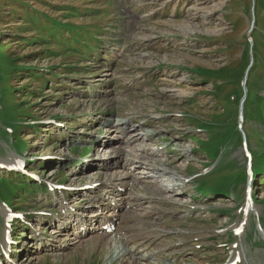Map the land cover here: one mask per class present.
Listing matches in <instances>:
<instances>
[{
    "label": "rangeland",
    "instance_id": "1",
    "mask_svg": "<svg viewBox=\"0 0 264 264\" xmlns=\"http://www.w3.org/2000/svg\"><path fill=\"white\" fill-rule=\"evenodd\" d=\"M255 1L0 0V157L6 163L20 154L28 169L24 176L0 169V198L31 221L12 226L15 263L3 257L4 264H134L118 257L126 246L112 233L110 245L102 246L52 235L64 206L83 214L93 192L104 195L102 183L115 172L100 164L123 162L129 152L181 178L170 181L173 196L153 190L144 174L136 176L149 181L138 183L122 168L116 174L118 181L132 180V192L161 199L153 209L143 203L120 210L140 233L164 230L149 249L162 250L156 262L223 264L239 241L249 255L242 264H264L255 216L264 225V203L256 204L247 234L229 239L243 200L225 195L229 182L246 172L245 140L257 172L258 156L264 157V0ZM127 119L135 133L150 138L102 150L103 135L118 134L110 124ZM216 153L215 172L199 179L201 195L190 177L211 170ZM260 177L253 188L264 202ZM48 181L73 189L53 191ZM95 181L98 187L83 191ZM189 194L196 195L195 209L182 212L178 205L176 214L168 212L178 196ZM94 214L105 217V208ZM36 231L47 240L59 235L55 243L66 248L35 250L30 236L41 237Z\"/></svg>",
    "mask_w": 264,
    "mask_h": 264
},
{
    "label": "bare ground",
    "instance_id": "2",
    "mask_svg": "<svg viewBox=\"0 0 264 264\" xmlns=\"http://www.w3.org/2000/svg\"><path fill=\"white\" fill-rule=\"evenodd\" d=\"M130 123L131 120L128 119L122 120L121 122L118 121L111 123L110 125L114 127L112 128L113 131L118 132V134H115V137H113L114 139L109 138L107 140L105 138L107 135H103L104 137L99 140V142L102 144L101 145V148H103L102 150L111 149L116 141L121 140L120 143L123 144L128 143L129 145L130 143H133L136 140H140V139L146 140V138H150V134L148 133H143V134H140L138 132L135 133L137 129L134 128ZM118 149L122 153H124V148L122 149V144L119 145ZM128 154H130V152ZM128 154L127 156H125L123 162L121 161L122 159L121 160L116 159V160H108L107 162H103L102 164H100L103 167L108 168L109 171H112L114 169L115 174L113 175L112 178L106 181V183L105 182L102 183L101 189L103 192H105L104 195L98 192H93L92 196L88 198V205L85 211L87 212L89 211L90 208L91 209L93 208L91 211L92 212L91 217H88L86 212L77 215L76 213L70 212V209L64 206V213H63L64 216H62L63 218L62 222L59 223L58 227L54 228V232L52 233V235L59 233L60 235H66V237H69L68 238L69 240H74L75 242L87 241L89 243H93L101 246L103 244L110 245L108 239L109 234L103 229L104 224L110 223L113 224L116 228L114 231L115 232L114 238L117 237V239H119V241H121L126 246V247L123 246V248L120 249V253L118 252L119 254L118 257L126 258L127 262L129 261L128 263H134V264H171L173 262H162L161 260H159L160 262H156L160 257V253L162 251L161 249L158 252L146 251V249H148L150 245L156 243L162 238L163 236L162 232H164V230L163 231L160 230V232L158 233L154 229H145L143 233H140L137 228L129 226L128 223L125 222L123 218H121V212L117 213L118 211H116L117 208L120 210V209H125L128 206L140 207L143 205V203L151 204L150 208L153 209L155 205L160 202L161 199L152 196V194L141 195L134 193V191L132 192L131 191L132 181L131 182H125L124 180L118 181L116 174L120 172L118 168L120 169L122 168L123 175L124 174L128 175V171H131L133 173V175H131V178H133V180H135L136 182L137 181L148 182L149 180H151L152 182L155 183L152 187H157L156 189L153 188V190H161L163 194H171L173 196L176 195V192L174 191V188L171 185L172 182L170 181L175 182L176 179L180 180L181 178L177 173L167 168L163 169L165 172H162L163 170L161 169V167L154 165L152 159L142 161L137 156H130ZM16 156L17 155L15 156L13 155L12 159H10V161L8 162L10 166L13 165L14 163L13 160L16 159ZM151 156L156 160L159 159L157 158L158 153H154V155ZM1 159L4 160V158L0 157V163L5 162L2 161ZM167 173L170 176H167L166 175ZM137 174L140 175L144 174L146 178L149 180H142V178L137 177L138 176ZM93 184L94 183L91 182L89 188L88 187L85 188L86 189L85 192H90L94 190L96 187H98V184L94 186ZM153 194L155 195V193ZM190 197L192 196L190 195L178 196L177 204L174 205L173 208L178 206L179 203H186L190 205L192 203V199ZM115 202L116 205L113 206L112 204ZM101 207H104L106 212V216L102 218H100L101 217L100 215L94 214V212L99 211ZM178 211H180V208L174 209L170 213H175ZM75 222H77V224H75L74 227L72 228V224H74ZM59 228H61L62 230H59ZM5 231L6 233H8L9 229L5 228ZM39 235L41 237H37L33 235L30 236L31 238H35L34 243H32L34 244L33 247L35 248V250L58 251L65 249L67 246V245L65 246V244L63 243H57V244L55 243L57 242V238L59 235H56L55 238L51 240H47L46 236L43 233H39ZM51 245H53V247L49 248ZM5 246L7 250L14 249V247H12L11 245L9 246L7 244ZM141 247H143V249H141ZM4 252L5 254H7V251ZM8 254H9V250H8ZM0 260H2L1 257ZM12 261H14V259H12ZM233 262H234V258L230 260L228 264H234Z\"/></svg>",
    "mask_w": 264,
    "mask_h": 264
},
{
    "label": "trees",
    "instance_id": "3",
    "mask_svg": "<svg viewBox=\"0 0 264 264\" xmlns=\"http://www.w3.org/2000/svg\"><path fill=\"white\" fill-rule=\"evenodd\" d=\"M257 1H258V0H256V1H255V3H256ZM261 180H263V181H264V179H261Z\"/></svg>",
    "mask_w": 264,
    "mask_h": 264
}]
</instances>
